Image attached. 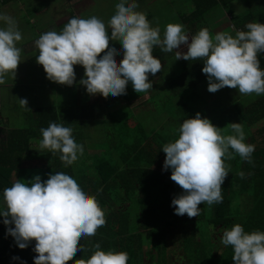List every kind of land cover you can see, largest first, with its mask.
I'll use <instances>...</instances> for the list:
<instances>
[{
  "label": "clouds",
  "instance_id": "obj_1",
  "mask_svg": "<svg viewBox=\"0 0 264 264\" xmlns=\"http://www.w3.org/2000/svg\"><path fill=\"white\" fill-rule=\"evenodd\" d=\"M137 7V0H117L107 25L96 15L70 16L59 31L42 32L34 41L38 49L35 59L47 78L72 85L74 65L79 64L84 68L79 83L89 94L117 96L126 92L129 83L137 93L144 92L153 87L149 73L155 75L162 67L152 52L159 46L164 52L175 49V59L202 60L201 71L207 74L210 92L228 86L244 95L264 94V68L258 58V53L264 52V22L250 21L235 35L227 31L212 35L207 28L189 35L182 24L170 22L161 35L160 28L152 26ZM21 39L15 18L0 11V83L7 74L15 76L21 61L17 46ZM110 39L118 40L121 48L110 45ZM181 45L186 51L180 49ZM120 50L123 56L118 63L115 53ZM20 100L26 106V99ZM230 127L232 133L222 135L221 127L198 111L183 119L175 139L162 145L163 169L170 168V178L183 189L171 200L176 214L198 216L201 202L212 205L223 200L221 186L229 172L223 158L236 153L242 160L251 161L254 145L245 142L242 124L230 122ZM40 133L39 152H59L65 167L84 152L72 127L62 122L51 121ZM237 174L245 175L243 171ZM28 181L17 179L0 193L3 223L14 225L6 227V234H11L20 248L35 240L34 264H69V257L83 249L78 244L81 237L94 236L105 223L104 211L95 195L69 173L50 172L44 180L36 174ZM220 243L232 247L234 264H264L262 230L245 231L241 223H234L222 231ZM93 248L76 264H127L126 251L104 249L99 243Z\"/></svg>",
  "mask_w": 264,
  "mask_h": 264
},
{
  "label": "trees",
  "instance_id": "obj_2",
  "mask_svg": "<svg viewBox=\"0 0 264 264\" xmlns=\"http://www.w3.org/2000/svg\"><path fill=\"white\" fill-rule=\"evenodd\" d=\"M8 1L10 0H0V5ZM230 1L232 0H194L195 9L190 13H184L182 21L185 20L191 31L194 32L198 23L205 18L208 11L214 9L219 3L228 4ZM246 13L248 14L249 10ZM250 16H252V13L248 17ZM152 52L161 61L162 65L172 56L173 52L175 53V51H161L159 46H154ZM263 53H258V58H262ZM202 67V60L189 59L183 63V73L180 77L181 87H184L183 82L185 79L194 85L195 80L206 78L207 74L201 71ZM173 81L177 84L179 79ZM126 88H128V92L125 97L128 105L111 112L112 116L127 112L129 107H132L131 105L135 104L145 94L137 93L130 83L126 85ZM90 105L95 108L93 103ZM104 108L105 106H103ZM57 114L56 108L37 106L34 109L35 119L29 127L8 129L7 131H10V133L7 139L0 138V193L15 181H13L12 176L17 171L20 156L30 147L29 141L39 135L40 129L47 127L49 122L59 123L62 120V116H57ZM240 115L236 119L242 124L245 134L252 135L251 139L245 138L246 143L254 145L251 161L242 160L236 153H233L231 158H223L225 167L229 171L221 186L223 200L212 205L201 202L198 205L201 208L198 216L189 217L187 214L178 215L174 212L175 206L171 205V200L183 189L180 186H171L168 180L170 176L167 177L163 172L159 175L167 180L166 183L171 188L167 185L160 188L161 194L164 195L162 199H158L157 195H153L155 192L149 186L146 191L150 196L142 197L141 202L135 201V209L131 208L133 204L126 208L122 207L119 197L122 174L127 172V169H131V165L148 163L150 155L139 149L136 150L135 158L139 159V162L130 161L128 156H124L127 168L121 172V169L117 168L118 166L114 167V171L109 174V177L113 178L105 177L103 172L99 171V168L96 169L98 171V175L95 174L96 179H94L89 169H83L75 173L78 182L89 194L95 195L99 206L104 211L105 223L97 228L94 236L81 237L78 244L83 245V249L79 248L72 257H69V264H76V260L81 258L86 259L94 251L93 245L96 243H99L104 249L111 248L126 251L128 254L127 264H142L146 260L151 261L154 253L161 254L169 248L171 243L179 245L183 256L187 257L191 264H234L232 260L233 250L230 245H224L219 254H214L217 240L214 238L213 231L218 226L222 230L230 228L234 223H241L245 231L256 229L264 231V97L256 105L243 106ZM225 117L229 119L228 123H230L229 116H218L222 122L226 121ZM71 124L73 129L77 122L71 121ZM114 125L119 132L129 133L130 128L123 126L120 121H116ZM222 129L224 131L222 135L231 134L233 131L230 124L227 128L222 127ZM4 131L6 130L0 129V135ZM77 131L81 133L79 130ZM173 132L174 135L170 134L166 143L178 136L177 130ZM255 132L261 135L260 139L254 138ZM130 137H133V135L130 134ZM59 156V152L55 157L49 154L48 160L43 162L42 165L31 167L30 170L35 168L33 171L23 170L18 172L20 176L18 174L17 179L28 183L26 179L30 180L36 174H39L41 180H44L47 179V174L50 172L72 173L75 167L73 165L65 167ZM57 168L59 170H56ZM133 169L138 172L136 175L148 171L147 168L142 170L140 167ZM240 171L245 173L243 177L237 174ZM167 173L171 175L170 168ZM88 183H92V185L88 187ZM124 189L129 192L133 187L126 185ZM166 194L170 198H167ZM3 219L0 216V264H34L33 257L37 255L33 251L35 240L33 239L25 248L18 247L11 234H6V227H13L14 225L9 224L6 226ZM209 225H214L215 228L210 229ZM145 244H148L149 249L144 248ZM14 257H18V259H14ZM167 262L170 261L165 259L166 264Z\"/></svg>",
  "mask_w": 264,
  "mask_h": 264
},
{
  "label": "crops",
  "instance_id": "obj_3",
  "mask_svg": "<svg viewBox=\"0 0 264 264\" xmlns=\"http://www.w3.org/2000/svg\"><path fill=\"white\" fill-rule=\"evenodd\" d=\"M155 1L156 0H152L151 2L154 3ZM143 2L144 0H137V10L145 12L146 17L149 18L150 14L153 13L151 12L149 14ZM191 7V9H195V3L193 0ZM218 8H222L223 11L220 12ZM217 10L219 14L216 13ZM247 10H249L248 14L245 13ZM182 12L183 11H177V16L180 17V13ZM250 13H252V16L248 17ZM250 21L264 22V0H232L228 4L219 3V5L205 15L202 24L203 28H207L211 34L213 33L211 29L212 25L224 26L222 28L229 31L233 28V30L236 31L245 30V24ZM34 41L35 40L30 42V45L35 48L32 52H30L33 54L30 58V62L36 61L35 58L38 55V53L36 54L38 49H36ZM25 50L30 49L25 47ZM262 55V58L259 57L261 61V68L264 67V53ZM168 59L164 62L162 67L167 64ZM180 63L182 66L181 60ZM182 73L183 70L181 74L179 71L177 72L176 78L179 79L177 84L175 81H169L168 84L164 85L160 89L156 88L158 85H161V83H155V81H152L153 87L141 92L142 94L145 93L142 98L136 101L135 104H132V107H129L127 112H122L121 116H112L111 112L128 105L125 97L128 92V88H126V92L124 94H120V96H113L111 93L105 96L101 93L89 94L86 91V86L83 84L82 86L81 84L73 86L71 92L73 103L71 106L66 105L69 108L68 114L62 112V120H60L59 123L62 122L66 126H70L72 125L71 121L77 122L76 120H79L82 117L86 119L85 125L86 123L90 125L93 123V119L98 118V123L106 124V130L104 133H101L98 129L95 130L96 132H99V134H97L94 131L99 139L96 141H90V137L93 133L91 134V132H87L86 128V132L79 133L73 126L72 134L78 143L83 144L84 152L79 155L78 159L75 161L74 167L77 171L74 170L69 174L77 178L75 173L82 171L83 169H89V171L93 174L94 179H96L95 174L98 175V171L96 169L99 168V171H102L105 177H109V174L114 171V167L118 166L117 168H120L121 172L127 168L124 156H128L130 161L134 160L139 162V159H135L136 150L139 149L150 155L148 157V163L143 165L142 163H140V165H131V169H127L128 171L122 174L119 196L121 205L123 207L125 203H128L129 206L130 204H135V201L141 202L142 197L144 196H150L146 191L149 186L152 188L153 192H155L153 195H157L158 199H162L164 195L161 194L160 188L164 185H167L168 187L170 186L166 183L167 180L165 178H161L159 174L163 172L167 175V177L170 175L167 173L169 169H163L165 153L161 147L166 143L170 134L174 135V132L172 131L174 128L171 126L167 127L166 124H170L171 121L179 124L183 121V119L195 116L198 111L201 116L210 117L211 122L214 116H224V114H229V116H241L240 114L243 106L250 107L252 105H256L264 97V94H240L237 89L228 86H226V89L230 92L227 96H225L224 87L216 90L215 92H210L207 88V77L202 80H195L194 85L185 79L183 82L184 87L182 88L180 85V77L182 76ZM150 78L151 77L148 76V79ZM49 91L50 90H47L44 95H49ZM53 95H58V93ZM163 95H167L168 102L162 101L161 96ZM87 96L88 100L90 97L96 96L95 103H85ZM247 96L250 97L251 101L244 102L241 100ZM194 101L197 102V106L194 104ZM92 103L95 105V108L90 105ZM39 105L46 104L36 103L32 109H26V111H30L29 116L31 117L29 120L33 121L35 119L34 108ZM103 106H105L104 109ZM202 109H205L206 113L201 111ZM167 112H170L171 115L175 116L176 120L172 116H165L167 115ZM8 117L11 119V122H13V116ZM116 121H120L123 126H128V128H130L128 131L129 133L126 134L124 131L119 132L114 125ZM232 122H239V120L233 119ZM19 127H27V125H19ZM218 127H221V134H223L224 131L222 126ZM0 129H2V126H0ZM8 129L10 130L11 128ZM109 129H112L113 131H110ZM9 133L10 131L2 132L0 138L7 139ZM130 134L133 135V137H130ZM251 137L252 135H246L247 139H251ZM40 138L41 133L29 141L30 147L20 156L17 171H15L16 173L12 176L13 181L20 176V173L18 172H22L23 170L27 171L33 166L42 165L31 163L29 160L39 157L43 162H46L49 154L53 157L56 156L57 153L54 156L46 150H44V153L39 152L41 151L38 144ZM254 138L260 139L261 135L256 134ZM78 139H80V141ZM135 167H140L142 170L143 168H147L148 171H143L142 173H139V175H136L138 172L133 169ZM34 169L35 168L30 171H33ZM28 180L29 179H26V181ZM168 180L171 186H174V181L171 178ZM91 185L92 183H88V187ZM126 185L133 187V189L126 192L124 189ZM167 198H170V196H167ZM128 206H125V208ZM144 248L149 249L148 244H145Z\"/></svg>",
  "mask_w": 264,
  "mask_h": 264
},
{
  "label": "rangeland",
  "instance_id": "obj_4",
  "mask_svg": "<svg viewBox=\"0 0 264 264\" xmlns=\"http://www.w3.org/2000/svg\"><path fill=\"white\" fill-rule=\"evenodd\" d=\"M151 1L152 0H144L143 2L149 14L151 12L153 13L150 14V17L147 19L150 21L152 26H158L160 28L161 35L163 34L165 25L170 22L182 24L184 26V30L189 35L195 34L199 29L203 28L202 22L204 19L198 23L197 29H195L194 32L191 31L190 26L185 22V20L182 21L181 15L184 14L183 12L190 13L194 10V8L191 9L192 0H156L154 3ZM116 2L117 0H10L7 3L0 5V11L15 18L17 26L22 34V39L17 42V46L21 49V61L18 63L15 76L7 74L3 82L0 83V126H2V130H6L7 132L8 128H20L19 125H27V127L30 126L33 121L29 120L31 117L29 116L30 111H26V109H32L36 103L46 104L39 106H51L56 108L58 111L57 116H62V112L68 114L69 108L67 106H71L73 103L71 92L73 86L80 84L79 80L84 75L83 66L79 64L74 65L76 76L72 85L54 82L47 78L45 70L41 64L37 61L30 62V58L33 55L30 52L35 49L34 46L30 45V42L37 39L42 32L47 30L59 31L63 27V24L67 22L69 17L73 15H96L104 20L107 25V20L112 15ZM218 10L220 12L223 11L222 8H218ZM218 10L216 13L219 14ZM177 11H183L180 13V17L177 16ZM222 27L224 26L212 25L211 29L213 33L211 34L214 35L217 31H227L235 35V30H233V28L229 31ZM109 43L110 45H115L118 49L121 48L118 40L116 41L110 39ZM25 47H28L30 50H25ZM180 49L186 51V47L183 45L180 46ZM37 53L38 52H36V54ZM173 53L171 54L172 57L168 59L167 64L161 67L155 75L149 73V76L151 77L150 80L155 81V83H161V85H158L156 89L162 88L164 85L168 84L169 81L171 82L176 80L177 72L179 71L181 74L183 70V63L187 60L183 57L175 59V55ZM115 55L119 63L120 59H122L123 51H117ZM180 60L182 62V66ZM224 88L225 96H227L230 91L226 89V86H224ZM47 90H50L49 95H44ZM55 93H58V95L54 96L53 94ZM88 96L86 97L85 103H95L96 96L90 97L89 100ZM20 99H26V106L21 103ZM161 99L164 102H168L167 95L161 96ZM241 100L244 102L251 101L249 96ZM194 104L197 106V102L194 101ZM201 111L206 113L205 109H202ZM121 114L122 112L117 115L121 116ZM8 116H13V122H11V119ZM165 116H172L175 118V116L171 115L170 112H167V115ZM224 116H229V114H224ZM203 117L210 119L208 116ZM229 117L231 119L230 122H232L237 116L231 115ZM225 119L226 121L222 122L218 116H215L212 123L216 126L227 128L230 123H228L229 119L227 117H225ZM97 120L98 118L93 119V123L85 125L86 119L81 117L79 120H76L78 123L75 125V129L79 130L81 133L86 132L87 129V132H91V134L93 133L90 137V141H96L99 139L97 136L99 132H96L95 130L98 129L101 133H104L106 130V124H100ZM179 125L180 123H174L173 121H171L170 124H166L167 127H173V131L179 128ZM109 130L113 131L112 129ZM94 131L97 134L94 133ZM78 140L80 141V139ZM29 161L31 163H36L37 165L43 163L42 159L39 157L35 159L33 158ZM72 165L74 167L75 161ZM174 186L178 187L179 185L174 182ZM125 206H128V203H125L123 208H125ZM131 208L135 209L134 204ZM222 231L223 230L219 226L213 231L214 238L217 240V244L214 248L215 255L219 254L224 247V245L220 243V235H222ZM167 249H165L161 254L154 253L153 260L144 261L142 264H166L165 259L170 261L167 262V264H191L189 259L183 256V252L179 249V245H173V243H171Z\"/></svg>",
  "mask_w": 264,
  "mask_h": 264
}]
</instances>
